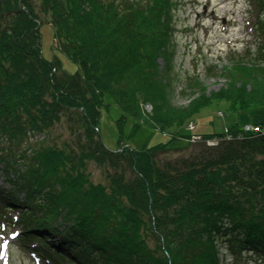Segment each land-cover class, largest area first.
<instances>
[{"label":"trees","instance_id":"1","mask_svg":"<svg viewBox=\"0 0 264 264\" xmlns=\"http://www.w3.org/2000/svg\"><path fill=\"white\" fill-rule=\"evenodd\" d=\"M251 1L264 37V0ZM175 5L0 0V172L10 185L0 186V219L19 209L21 243L40 238L53 264H221L223 241L238 259L251 250L264 264V132L158 159L183 148L181 129L212 101L264 106V42L253 58L244 51L222 68L226 87L177 106L158 61L172 54ZM41 21L79 65L76 73L44 56ZM200 84L192 77L188 87ZM106 94L125 111L120 143L126 114L178 131L146 149L108 148L100 134ZM144 104L153 106L147 115ZM93 168L105 182L93 180Z\"/></svg>","mask_w":264,"mask_h":264},{"label":"rangeland","instance_id":"2","mask_svg":"<svg viewBox=\"0 0 264 264\" xmlns=\"http://www.w3.org/2000/svg\"><path fill=\"white\" fill-rule=\"evenodd\" d=\"M174 2L176 5L172 8L170 18L172 54L169 58L161 56L158 61L160 69L171 80L173 103L177 106H187L194 98H200L198 94L200 96L202 91L204 95L209 96L226 87L227 79L221 72L222 68L229 65L233 59L240 57L244 51L246 58H253L259 45L264 42V37L260 34L259 22L256 23L257 9L251 0H174ZM262 16L264 17V14ZM41 24H43L41 45L44 56L49 60L58 58L67 72L76 73L79 65L60 50L51 24L45 21H41ZM192 77L199 78L201 83L199 91H191L188 87ZM104 97L105 104L102 106L100 116V134L106 146L112 150L120 149L122 145L138 150L146 149L149 146L169 142L173 134L178 131L176 127L162 131L141 117L126 114L123 142L120 143L121 129L118 120L125 111L111 94H106ZM150 106L143 105L142 109L146 115L153 110V106ZM193 118L191 122L196 125L193 133L221 134L225 132L226 126L242 129L251 123H264V106L235 109L231 108L228 101H212L211 104L203 106ZM190 130L187 125L181 129L183 135L179 139L183 144L182 149L162 152L158 159L161 161L188 155L194 150L199 142H191L190 136H184L191 134ZM93 171L95 182L106 181L100 169L93 168ZM0 186L10 187L2 172H0ZM10 215L15 220L16 215H20V210H14ZM5 223H0V264H41L30 254V248L24 249L21 240L15 242L12 238L15 224L12 223V227H8ZM17 227L22 229L23 226L20 224ZM27 239L37 240L31 236ZM7 246L10 250L8 255ZM243 255L238 259L229 250L226 242L220 245L221 264H259L251 250Z\"/></svg>","mask_w":264,"mask_h":264},{"label":"built area","instance_id":"3","mask_svg":"<svg viewBox=\"0 0 264 264\" xmlns=\"http://www.w3.org/2000/svg\"><path fill=\"white\" fill-rule=\"evenodd\" d=\"M188 126H189L190 129H193L195 127V125L192 122H190ZM255 131L264 132V127L262 125L261 126H255L253 124H248V125H246L243 128V132H246V133H248V132H255ZM226 132L227 133L229 132V129L228 128H226ZM201 138L202 137L200 135H196V134H193V136H192V140L193 141H198ZM228 138H232V135L229 134L228 135ZM221 139L222 138H219V139H208L207 142L209 144H217Z\"/></svg>","mask_w":264,"mask_h":264},{"label":"water","instance_id":"4","mask_svg":"<svg viewBox=\"0 0 264 264\" xmlns=\"http://www.w3.org/2000/svg\"><path fill=\"white\" fill-rule=\"evenodd\" d=\"M22 8L23 9H25V7L24 6H22ZM29 13H30V11H29ZM41 26V22L39 23V25H38V27L37 28H39Z\"/></svg>","mask_w":264,"mask_h":264},{"label":"bare ground","instance_id":"5","mask_svg":"<svg viewBox=\"0 0 264 264\" xmlns=\"http://www.w3.org/2000/svg\"><path fill=\"white\" fill-rule=\"evenodd\" d=\"M254 133V132H253Z\"/></svg>","mask_w":264,"mask_h":264}]
</instances>
